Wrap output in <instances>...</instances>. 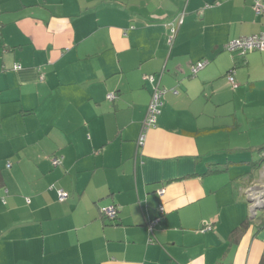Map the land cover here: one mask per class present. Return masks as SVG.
Returning a JSON list of instances; mask_svg holds the SVG:
<instances>
[{
  "label": "crops",
  "instance_id": "crops-1",
  "mask_svg": "<svg viewBox=\"0 0 264 264\" xmlns=\"http://www.w3.org/2000/svg\"><path fill=\"white\" fill-rule=\"evenodd\" d=\"M260 32L253 0H0V264H264V49L227 47Z\"/></svg>",
  "mask_w": 264,
  "mask_h": 264
},
{
  "label": "built area",
  "instance_id": "built-area-1",
  "mask_svg": "<svg viewBox=\"0 0 264 264\" xmlns=\"http://www.w3.org/2000/svg\"><path fill=\"white\" fill-rule=\"evenodd\" d=\"M253 5L255 6L256 12L261 13L264 12V0H253ZM182 21V18H180V22ZM176 32V27H172L171 30V36L170 39L173 38V35ZM227 47L230 49H236L241 51L242 53L247 52L248 50L252 49H264V32L260 33H254L250 35H244L238 38H235L231 40L228 44ZM206 64L205 60H201L197 62L196 64L193 65L192 70L195 72L199 68L203 67ZM19 65H16L18 67ZM229 80L236 85L235 78L232 74L228 75ZM177 89H175L176 91ZM112 93H108V96L110 97ZM161 90L156 88L153 95L152 99L150 102L149 110L146 116V123L150 124L153 123L156 120V116L160 110V104H161ZM143 138V137H142ZM141 138V140H142ZM54 163L59 162V158L55 157L54 158ZM10 165V163H8ZM160 192H163V189H160ZM67 196V192L64 189H59V197L60 199H63ZM163 211V207H161ZM106 213L110 217H115L117 210L114 206H109L105 208Z\"/></svg>",
  "mask_w": 264,
  "mask_h": 264
},
{
  "label": "rangeland",
  "instance_id": "rangeland-1",
  "mask_svg": "<svg viewBox=\"0 0 264 264\" xmlns=\"http://www.w3.org/2000/svg\"><path fill=\"white\" fill-rule=\"evenodd\" d=\"M262 155L263 154L259 152L258 155L255 153L253 160L254 161L260 160L262 158ZM239 159H243V158L240 157ZM245 159H248V157ZM261 169L262 170L264 169V165L262 166ZM246 194L248 195V198L253 202L254 207H256V211H258L259 206L264 204V183L263 182H258L257 184L251 183L246 189Z\"/></svg>",
  "mask_w": 264,
  "mask_h": 264
},
{
  "label": "trees",
  "instance_id": "trees-1",
  "mask_svg": "<svg viewBox=\"0 0 264 264\" xmlns=\"http://www.w3.org/2000/svg\"><path fill=\"white\" fill-rule=\"evenodd\" d=\"M264 149V146L260 147V150ZM264 163V157H262L260 160L252 161V165L256 167L257 169L260 168V166ZM261 211L258 213V217H262V222L260 224V228L264 227V204L262 205ZM249 218L243 219L239 224H237L230 232L229 239L232 242H237L242 234L246 231L247 226L249 225Z\"/></svg>",
  "mask_w": 264,
  "mask_h": 264
},
{
  "label": "water",
  "instance_id": "water-1",
  "mask_svg": "<svg viewBox=\"0 0 264 264\" xmlns=\"http://www.w3.org/2000/svg\"><path fill=\"white\" fill-rule=\"evenodd\" d=\"M250 200V199H249ZM251 201V200H250Z\"/></svg>",
  "mask_w": 264,
  "mask_h": 264
}]
</instances>
